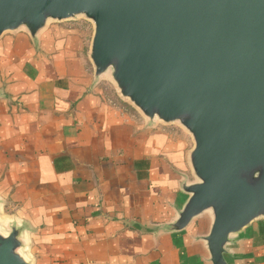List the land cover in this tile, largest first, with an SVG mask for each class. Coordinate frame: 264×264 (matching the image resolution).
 Returning a JSON list of instances; mask_svg holds the SVG:
<instances>
[{
  "label": "crops",
  "instance_id": "0c3cea01",
  "mask_svg": "<svg viewBox=\"0 0 264 264\" xmlns=\"http://www.w3.org/2000/svg\"><path fill=\"white\" fill-rule=\"evenodd\" d=\"M90 42L77 22L51 23L35 42L24 31L0 38V200L44 264H210L199 239L208 215L154 233L189 198L190 135L149 126L96 82ZM229 251L230 264H264V219Z\"/></svg>",
  "mask_w": 264,
  "mask_h": 264
},
{
  "label": "water",
  "instance_id": "95a60500",
  "mask_svg": "<svg viewBox=\"0 0 264 264\" xmlns=\"http://www.w3.org/2000/svg\"><path fill=\"white\" fill-rule=\"evenodd\" d=\"M80 18L93 24L95 81L109 79L149 126L192 139L189 198L154 233L208 215L209 263L230 264L238 235L264 219V0H0V38L24 31L35 42ZM1 223L0 264H31L27 226Z\"/></svg>",
  "mask_w": 264,
  "mask_h": 264
},
{
  "label": "rangeland",
  "instance_id": "374dc122",
  "mask_svg": "<svg viewBox=\"0 0 264 264\" xmlns=\"http://www.w3.org/2000/svg\"><path fill=\"white\" fill-rule=\"evenodd\" d=\"M67 22L79 23L80 29L82 31L87 32L90 35V40H91V38L93 36V31H94L93 24L91 22H89L85 18H80L76 21H67ZM104 82L110 90H112V91L114 90V86L112 85V83L109 79H105ZM176 128L181 129L178 126H176ZM1 203L3 205L2 210L0 211V217L2 218V220H5V223L10 222V221H14L16 217H15V214H14L12 207H10L8 204L4 205L3 201H1ZM1 224L5 227V224L3 222ZM27 244H28V248H29L28 258L31 261V264H44L43 260H42L44 257L42 254H40L39 251L35 250L34 243H33V240L31 238V234H29V236H28Z\"/></svg>",
  "mask_w": 264,
  "mask_h": 264
},
{
  "label": "bare ground",
  "instance_id": "6f19581e",
  "mask_svg": "<svg viewBox=\"0 0 264 264\" xmlns=\"http://www.w3.org/2000/svg\"><path fill=\"white\" fill-rule=\"evenodd\" d=\"M1 222H3V220L0 218ZM0 229H3V227L0 225Z\"/></svg>",
  "mask_w": 264,
  "mask_h": 264
}]
</instances>
